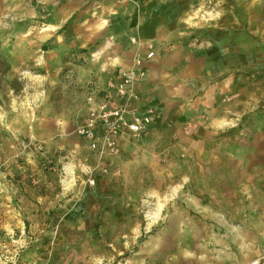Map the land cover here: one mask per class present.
Here are the masks:
<instances>
[{
    "label": "rangeland",
    "instance_id": "1",
    "mask_svg": "<svg viewBox=\"0 0 264 264\" xmlns=\"http://www.w3.org/2000/svg\"><path fill=\"white\" fill-rule=\"evenodd\" d=\"M67 2L0 0V264L61 250L82 264H262L264 0L192 3L191 20L228 3L251 27L254 62L225 126L128 135L102 158L78 131L116 27L97 0L65 19Z\"/></svg>",
    "mask_w": 264,
    "mask_h": 264
},
{
    "label": "crops",
    "instance_id": "2",
    "mask_svg": "<svg viewBox=\"0 0 264 264\" xmlns=\"http://www.w3.org/2000/svg\"><path fill=\"white\" fill-rule=\"evenodd\" d=\"M67 1L60 12L65 19L78 9L75 0ZM97 1L96 13L102 21L111 20L102 27L116 28L110 29L115 50L99 73L102 80L96 104L107 93L116 97L123 75L138 74L137 62L141 61L145 76L137 75L138 97L128 105L127 120L148 118L151 122L135 138L148 140L164 133L178 138L192 134L191 129L207 134L208 128L227 124L232 102L246 88L244 74L254 62L249 56L251 27L231 5L220 4L204 18L191 20L196 0ZM150 52L154 56L148 59ZM128 135L132 134L124 133L119 143ZM66 252L47 254L32 264H82L81 254Z\"/></svg>",
    "mask_w": 264,
    "mask_h": 264
},
{
    "label": "built area",
    "instance_id": "3",
    "mask_svg": "<svg viewBox=\"0 0 264 264\" xmlns=\"http://www.w3.org/2000/svg\"><path fill=\"white\" fill-rule=\"evenodd\" d=\"M153 56L154 53L150 52L147 58L151 59ZM137 67L138 74L132 72L123 75L116 86V97L107 93L100 103L90 109L86 121L79 127V135L89 142L91 149L100 158L116 154L119 138L124 133L128 132L135 137H141L151 122L148 118L127 120L128 105L138 97L135 87L137 75L140 78L145 76V72L141 69V61L137 62Z\"/></svg>",
    "mask_w": 264,
    "mask_h": 264
},
{
    "label": "trees",
    "instance_id": "4",
    "mask_svg": "<svg viewBox=\"0 0 264 264\" xmlns=\"http://www.w3.org/2000/svg\"><path fill=\"white\" fill-rule=\"evenodd\" d=\"M10 70L8 63L2 58L0 57V76L5 75L6 73H8Z\"/></svg>",
    "mask_w": 264,
    "mask_h": 264
}]
</instances>
